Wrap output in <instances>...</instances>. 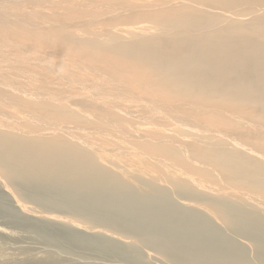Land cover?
<instances>
[{
    "label": "bare ground",
    "instance_id": "6f19581e",
    "mask_svg": "<svg viewBox=\"0 0 264 264\" xmlns=\"http://www.w3.org/2000/svg\"><path fill=\"white\" fill-rule=\"evenodd\" d=\"M7 170L18 182L42 177V186L51 178L124 189L123 201L141 200V211L127 208L130 226L147 205L150 212L157 202L156 216L171 208L170 185L187 200L215 193L207 205L212 213L222 205L226 223L233 207L263 208L264 0H0V172ZM178 218L174 227L189 220ZM172 236L166 241L176 243ZM230 244L224 252L233 255Z\"/></svg>",
    "mask_w": 264,
    "mask_h": 264
},
{
    "label": "rangeland",
    "instance_id": "374dc122",
    "mask_svg": "<svg viewBox=\"0 0 264 264\" xmlns=\"http://www.w3.org/2000/svg\"><path fill=\"white\" fill-rule=\"evenodd\" d=\"M2 172H0V230L2 231H0V264H24L27 260H31L30 262H32V260H45L42 262L50 264H58V262H60L59 264H219L218 262L221 264H264V206H262L263 208H261V206L260 208L258 207L259 209L255 207L256 211L257 209L259 210L256 212L254 211V207H252L254 205L253 203V205H248L251 204L249 203L250 201H246L245 203L248 202L247 206H243L244 210L246 209L245 211L248 213L233 207V211L238 212V215L233 212V223L229 222L232 220V218H230L227 220L229 222L228 224V222L226 223L221 219L225 216H223V214L226 213L224 212L222 214V205L220 206L222 212L217 210L219 206L217 208L216 205V213L215 211H213V213L211 212L210 204L207 205L212 198L209 194L211 193L214 196L215 193H198L200 196H195L197 193H194L195 195L193 194V196H195V199H191V196L188 194L191 200L189 199V201L185 198L186 201L184 197H181L184 200L179 198L181 194L176 192L180 191L169 184L170 187L167 192L171 194V198L167 203L169 204L168 206L171 207V210L167 207V204L166 206L164 204V208L162 209L168 211L158 210L157 208L155 212H157V215L160 214L158 215L160 219L163 217L162 219L165 223L166 219L168 220L171 218V221L169 220L170 222H168L170 228L167 224L165 225L163 220L162 222L164 224L160 219L157 220L155 218H158V216H156L154 210L152 211V208L154 209L157 207V204H154L157 202L152 203L150 210L152 214L148 211L151 216L155 214V216L152 217L155 218L153 219L154 221L148 219L149 213L147 210L150 209V204L149 208L148 205L145 207L142 206L144 207L143 209H145L144 213L147 215L143 218L141 216V219L138 217L134 218V220L137 219L138 221H132L133 223L130 222V226L128 223L131 217L129 216L128 218V214L130 213L131 215V211H128V209L130 210L132 208L133 210L138 209L141 211V200L123 201L125 200L123 199V193L126 192L124 189L119 188L122 190V193H119L120 191L115 189L117 187H113L119 194L115 193L114 196L116 195V198L112 200V196H107L113 194L111 193L114 191V189L111 190L112 186H109L111 188H109L110 190L106 189L107 186L106 188L103 186V189L105 188V190H103L101 189L102 185H100L99 188L96 184H89V186L91 185L89 187L87 184H79L77 182L73 184L70 183L71 185L65 183V186H61L64 185V182L53 181L51 178H44L45 180L49 179V183L48 186L46 184L42 186V182H44L42 177L35 178L36 180L33 178L34 181L32 178L31 180L27 179V181L25 179V182L22 178L20 181L23 182L21 183L17 181L18 179H15L16 174L14 177V173H11L9 170ZM3 175L7 181L3 178ZM11 178H13V180ZM17 178H19V175H17ZM29 181L31 182L26 183ZM169 185H165L167 186L166 188H168ZM164 187L163 189H165ZM173 188L176 191H173ZM58 189L61 191L63 190L65 193L63 191L61 193L60 191L58 192L60 194H57L56 192ZM74 189L77 190L75 191ZM166 190L167 189L163 191L166 192ZM102 191H105V193L107 192V194ZM73 192L77 195L74 196L75 194ZM94 192L101 194L93 197ZM127 192L130 191L127 190ZM174 192L177 196L174 195ZM202 194L206 196H204L205 201L204 197L201 196ZM69 195H71L70 198L72 200L66 198ZM184 196L188 197L186 195ZM197 197L203 198V200L201 201V199L198 198L199 201H197ZM109 198H111V200ZM193 199L197 203L193 202ZM108 200L114 201V205L111 202L108 203ZM239 200L241 199L238 198V201ZM216 201L219 202L220 200ZM125 202L127 203L126 207ZM97 203L102 206L106 204L104 207L107 211L100 210L99 208H101V206L99 205V207ZM96 204L99 208L97 207L98 210L96 209L95 211ZM234 204L235 203H233V205ZM111 205H113L112 208ZM158 205H160L159 202ZM108 211L109 214H107ZM118 211H121L120 214L123 213L122 216L119 215ZM143 211L144 210H142V212ZM167 212H169V214ZM179 212L181 214H179ZM48 213L57 214L58 216H56L58 219H48L46 217ZM110 213H112V215ZM250 213L252 215L254 214V216ZM138 214L141 215L140 213ZM150 214L149 217H151ZM217 214H219L220 218L215 216ZM181 215L183 218H189V220L186 219L187 221L185 222L184 220H180L182 223L180 225L177 221L179 220L178 217L182 219ZM165 216L169 217L165 219ZM190 218L191 227L188 226L190 228L188 229L185 226L189 225ZM173 219L177 220L175 222L177 224L179 223L178 225H180L181 229H177V224L176 227H174L172 224L174 221ZM248 220L253 221L248 222ZM192 221L195 224L200 223V230L198 229L199 225L195 228ZM184 223H186V225ZM133 226L136 228L133 229ZM161 226L167 227L162 229ZM202 228L205 230H203L201 234L197 233L199 231L201 232ZM182 229L183 231L175 233ZM210 229L214 230L211 232ZM215 230L216 232L218 230V232L216 233ZM219 230H221L220 233ZM170 232L171 235H169ZM165 233L167 235L163 236ZM173 233L177 236L176 241H179V245H175L176 243L178 244V241L176 243L174 242L175 238L172 236L174 235ZM204 233L206 234L205 236ZM168 235L170 238L171 236L173 237L171 239L174 241L171 240V243L167 242L168 240L170 241V238H167ZM209 235H214V238L209 237ZM207 239H211L212 241L217 239L216 241L218 243L214 242L215 244H213L210 240L211 242L208 241L209 244H211L209 246ZM72 241L73 243L75 242L74 245ZM223 242H225V246H222ZM226 242L227 244H232L233 248H230V250H233V255L231 253L232 251H227V253L224 252L225 248L223 247H229V245H226ZM75 244L77 248L75 247L76 249L74 250L73 246H75ZM204 244L207 246H204ZM70 245H73L72 250L69 248ZM221 247L223 251H219ZM67 248L71 252L74 251L75 254L70 253L69 250L67 251ZM227 249L229 250V248ZM217 252H219V254L222 252V254L220 256L217 255L218 257H216L215 260L214 256L218 254ZM213 253H215V255ZM224 253H226L227 256L230 255V257L232 255L233 257L230 259H233V262L228 259L229 257L227 258ZM205 256L209 258H203ZM210 257L213 260H209L211 259ZM20 260H22V262ZM228 260L232 263H229L230 261ZM28 263L29 262L25 264Z\"/></svg>",
    "mask_w": 264,
    "mask_h": 264
}]
</instances>
